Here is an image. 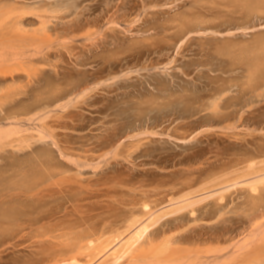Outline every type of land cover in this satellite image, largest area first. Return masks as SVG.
Instances as JSON below:
<instances>
[{
	"label": "rangeland",
	"instance_id": "1",
	"mask_svg": "<svg viewBox=\"0 0 264 264\" xmlns=\"http://www.w3.org/2000/svg\"><path fill=\"white\" fill-rule=\"evenodd\" d=\"M9 1H8L9 4H11V7L13 8H15V5L13 4L15 3L19 4L18 2L23 3L24 7L28 5L26 8L30 6L33 7L35 6L38 9L40 8L39 6L41 7L44 6L45 12L41 14L40 12L41 9L38 12V10L35 11L34 8L31 7L32 10H30L31 8L30 9L25 8L26 10L25 11L23 7H22L23 10L20 9L21 8L20 4L19 6L17 5V7H20L18 8L20 9V12H25V14L26 12L29 13L26 15L27 16L29 15L28 17L30 18V20H32L31 21L32 23L29 22L27 26H29L30 28L31 25H33L32 27L33 29H28V30L40 31L39 28H41L42 33H44L43 32L44 30L45 32L48 30V24H52L51 25L52 29L56 28L55 30H57L58 28L57 25L59 24L61 25V26L59 25V29L61 27L63 28L60 29L61 33L59 31V35L62 34L60 35L62 36V38L61 37L59 39L56 38L55 41H53L54 39L52 38L51 35H53L54 33L58 34V32L52 30L51 26H49L50 30L45 33L49 38L48 42L52 41L51 42L52 44L54 42V45L51 44L52 46L49 43L51 47V49L49 48L50 51L53 49L51 52H56L53 53L54 55L51 52H50L51 55L49 53V55L51 56V57L49 56L51 58V59L49 58V60H51L50 64H48L49 62L41 63L35 58V60L38 62L37 63L36 61H34V58H29V57L25 59L29 61L28 62L29 64L31 63V59H32L33 60L32 63L34 65H32V63L30 64L31 66L28 63L26 64L24 62L21 63V61H23L22 58H21L22 60H19L18 58L17 59L11 58L12 60L13 59L14 60L10 61L11 60L10 59L9 62L8 61L9 55L7 54L8 55L7 58L1 56L5 58L4 60L7 61H4L0 57V59L3 60L2 63L0 61V64L10 65L12 64L11 62H13L12 66H15L16 61L19 60L20 67L18 66L19 65L18 63L16 64L18 67L15 66V68L9 65L7 68L5 66H2L3 68H1L0 65L1 68L0 73L6 71L8 72L10 68H12V71L16 70L15 73H17V68L22 67L23 71L26 69L25 75L27 76L28 74H30V71L28 69V66H30V70L31 68H33L34 70L36 69L39 70L40 68V73H39L40 75L43 74V72H41V69L45 67L44 68L46 71L45 73L47 74L42 76V79L52 80V83H54L53 85L55 84L58 85L57 82H59L60 80L59 82L60 84L58 85V87H60L62 90H65L66 93L69 92L70 90L69 92L70 94L67 93L69 95L68 99L69 97L71 98V102L68 104V106H65V109L64 107L60 108L59 106H57V103H61L62 101L56 102L54 106L52 105L50 107L52 112L49 113L50 116L47 117L45 121L50 122L51 124H55L56 127L58 125L59 127H61L60 125L63 124L62 125L63 127L61 128L57 127L59 128L56 130L57 134L59 135L61 142L64 143L65 141L67 145L69 144L68 146L70 147L72 146V148L74 149L73 150L74 155L72 157L77 159L79 164L83 166V164L85 163L87 164L88 162H90L91 164L95 163L93 165L94 167L97 165L98 168L97 167L94 168L90 164L91 166L89 168L85 166L86 165L85 164L83 168L79 169L80 172L82 171V173L79 172L81 176H77V179L80 180L81 177L83 176L82 177L83 181L82 180L81 181L86 187L91 186L93 189H98L97 187L101 186L100 187L101 191H99V189L96 191L97 192L99 191L98 193H102V194H104V192H106L108 188H110L109 190L111 191L113 189L112 192L109 190L107 192L109 193L111 192L110 195L115 194L116 192L117 193L115 194L116 196L113 195L114 197L112 196L111 199L114 198L119 200L122 198L124 199L126 197L125 194H124L125 197L123 196V193L131 192L128 190V188L129 187L132 188L131 185H135L134 182H136V186H137L139 185V183H141L143 178L145 179L147 178L149 179V181L147 179L146 180L149 183L150 182L153 183L149 185L147 184V181L144 183L147 184L149 188L152 189V187L157 185L156 183L158 181L162 180L161 178L162 176L158 175L160 176L158 177L156 173H164V175H166L165 173H167V175L164 177L169 178V180L171 177V179L174 178L173 180L176 181V179L178 180V178L179 180L180 179L182 180L184 177L186 178L185 174H188L190 171L193 174L189 173L187 177L189 175L195 176L194 174L198 175L200 173V170L204 171L211 168L213 169L214 167H217L215 169H217L218 171L220 170L221 166H225V168L228 169L229 167L228 164L233 160L230 163L231 166L229 167L231 171L232 165L237 164L239 158L243 159V163H242L244 164L243 168H246L249 162L252 161L254 162V160L255 162H259L262 159L264 160V82H263L264 79L263 78L259 77L258 78L259 81L254 82V85L260 84L259 85L260 89L258 91L254 92V90L245 88V91L243 92V103H241L240 105L237 104L238 106L230 105L229 106L230 108H228L227 110H226L227 107L224 108L225 109L224 110L223 109L224 106L222 108L219 106L220 107V108L218 107V109H220L219 112L217 108L213 109L214 108L213 104H211L213 107L208 105L210 102L212 103V101H214L213 96L210 95L211 93H213V91L210 92L211 88L214 89L215 86H220L218 84H224L221 86L230 88L231 91L228 90L230 91L228 95L236 94L235 92V89L237 88L236 84H242L243 82V86L247 85L248 77H249L247 67L250 64V59L252 58V56L256 55L255 53L264 52L263 51L264 50V12H252V14L251 13L246 14L243 11V19L240 20L234 19L231 21V15L229 14V10L231 9H226L225 7L218 5L217 3L219 0L218 1L211 0L213 3L211 1L208 2V0H204L206 1V3L203 0L202 1L204 3L200 2L201 0H145L146 2H143L144 0L143 1L126 0L127 2L129 1L128 4L127 3L122 4V0H18V1L9 0ZM1 2L2 4L0 6L8 5L5 3L6 0L4 1L1 0ZM155 3H158L159 8L156 7L157 8L156 9L155 7H153ZM23 4L21 5L23 6ZM133 4H134L133 9L129 10L130 6ZM208 4L210 5L212 4L213 6L216 4L215 8L219 6V8L218 7L217 8L220 9L221 12L217 9L215 11L212 5H211L212 7L211 9L210 7L208 8L207 6ZM52 6L53 7L55 6L54 7L55 9L60 8V10L58 9L59 10L58 12L60 14L57 12V9L55 14L56 16L58 14L61 15V17H59V20L58 18L56 20V16H55V20L51 19L54 17L53 14L51 18H45L44 19L45 22L43 23H47L46 26L47 30H46V27L43 28L45 24L43 25L40 24L42 23V21L40 22L39 17L38 18L36 17L35 12L36 13L38 12V15L50 16L49 15L50 12H55L53 11ZM220 7H222V9ZM206 8L208 9L209 12L212 13H208ZM49 9H52V11L51 10L46 11ZM61 9H64L62 10L63 12L61 11ZM158 9L161 10V13L159 12L156 15L153 14L154 16L151 15L152 11ZM29 10L33 12L32 16ZM127 11L129 12L127 13ZM204 12H206L207 15L208 14L210 15L206 16V13L204 14ZM114 13L117 16L116 17L117 19H115L116 23L112 22L113 19L112 14ZM196 13H198L199 16H201L202 14L203 15L201 16L203 17L202 19H204L205 18L204 16H206L205 18V20L207 21L206 23L208 22L209 23L208 24L205 23L203 25L204 26L211 25L212 28L208 30H205L204 28H199L190 31L187 33V35H185V37H183L180 40H177L176 39L177 33L180 34L181 31L180 30L181 28L178 27L180 24L178 23H180V21L182 22L186 18L190 21L192 17L197 16V15L195 16ZM63 15H64V20L63 19L60 20V18H63ZM148 15L149 18L147 19L149 20H147L145 23H143L142 20L140 21L142 17L143 18L144 16L148 17ZM50 19L52 21H50ZM36 20H38V22H36ZM53 20L59 24H57ZM34 21L36 22V26ZM53 22L56 23L57 25L55 24L54 26ZM72 22H73L72 25L76 23L75 24L76 26L74 25L75 28L72 27L71 29L70 24ZM93 22H98V26H95ZM111 22L113 23V25ZM134 22L136 24H134ZM63 23H65V25L69 23L70 26L67 24L68 27L70 28V29L67 28L68 32L72 33L73 30V35H75V37L72 34H71L72 35L71 38H69L71 35H68L69 37L65 35L67 29L66 27L63 26L64 25ZM37 24L39 25L37 26ZM81 24H83L82 25L84 27L83 29ZM77 25H79L81 28L80 27L77 28L78 27ZM106 26H109V29ZM103 27L106 29H104ZM76 28L77 30L78 29L81 30L77 31ZM95 28H98L100 31L99 30L97 31L100 33L99 36L96 35L94 36V34H91V37L92 36L94 37V38L92 37L93 38L92 39L90 36H88L89 35L88 33H90L91 31H94L96 33ZM64 30H66L65 33ZM74 30H76L77 32L75 33ZM52 31L54 33L52 34L49 33ZM103 31H105L106 34ZM103 33L105 34V36ZM55 34L54 36L56 37ZM63 34L66 37L65 39H63ZM96 34L98 35V33ZM57 37L59 36L57 35ZM60 40L65 41L66 45L69 47H67L65 43L61 42ZM61 43L62 44L64 43L63 45H65L66 47L63 46ZM226 45H231V46L225 48ZM239 48H243V66L241 64H232L231 62L234 61L235 53L236 54L240 53ZM219 49H224L225 51L231 50L230 54L232 55V58L231 59L224 58V59H228V61L230 60L229 63H227L228 61H225V64L221 63V61L217 57V53L219 52ZM61 52L63 53L65 52V53L63 54ZM25 65H27V67H25ZM49 65L51 68L49 67ZM59 65L60 66L63 65V66L59 67ZM53 66L56 68L54 69ZM222 66L223 69L226 70V72H222L219 70L222 68ZM48 68H49V72L47 70ZM61 68L63 71L61 70ZM34 70H32L33 72L31 71V74L36 76L38 73L36 74ZM23 71L20 72L21 74H23V76H25ZM62 73H64L65 75H62ZM56 74L58 75L60 74L61 76L60 75L57 76ZM39 75H37V77ZM55 75L56 77H58L57 79ZM216 75H220L219 78H214V76ZM30 76L27 77V80L26 77H24L23 79L21 78L23 81L17 82L15 80V82H17V85L13 81V84L15 85H13V87H11L10 85L9 86L10 88L8 87V83L10 82L8 83L5 82V84L4 83L1 84L0 88L5 86V89H3L2 92H1L2 88L0 89V96L6 95V97L10 98V99L7 98L5 99L3 96L2 97L3 100H0L1 106L7 103L6 100L8 101L10 100L9 101L10 103L8 102L10 105L8 104L7 106L6 104L5 106L3 105L4 109L9 108L11 106L20 107L21 105L24 104L26 106L28 105L29 102H30L29 105L33 103L32 101L33 94L35 93V91L37 93V91L41 89V87L38 81L36 82V77H30ZM64 79L65 80L67 79V81H65ZM222 79L225 80L226 84L220 82V80ZM54 80L56 82H54ZM6 84L7 87L9 88V90L7 88L8 90L7 92L5 91ZM33 84L34 85L38 84L39 86L37 85L34 87ZM30 85H32L33 87L30 88ZM245 87H249V86H245ZM33 88L35 89V91H33L34 90ZM83 88L84 89L88 88V90H85V92L88 91L87 93L83 92L85 96L82 94L81 91V89ZM14 89L15 92L18 91L16 93L23 91V95H21L22 98L18 94L17 95L19 97L17 98L15 97L16 95L14 96V94H16L15 92L14 94L13 92H10V91H14ZM25 90H28V94H26L27 91ZM78 92L80 93L78 94ZM8 93H11V95L13 96L9 95ZM24 93L26 95H24ZM13 97L16 98L17 101ZM64 99L66 100V98ZM75 99H77L78 101L76 100L75 102ZM22 100L25 101V103ZM15 101L16 103H14ZM21 102H23V104ZM211 107L213 109L212 111H211ZM35 110L38 109H34V111ZM214 111L215 113H213ZM217 114H219L220 116L219 115H218L219 117L216 116ZM240 115H242L243 117H241ZM3 116L4 113L2 112L1 114L0 112V117ZM25 116L29 117L30 115L28 116L27 114ZM25 116L22 115L21 117L27 118ZM4 117L1 118L0 120H4L5 119ZM226 117H228V119L225 120ZM240 117L243 118V120ZM4 121L7 123H4ZM4 121H3L4 126H7L6 124L10 125L11 121L9 122L7 120ZM235 121L237 123H235ZM23 122L25 121L23 120L21 124H23ZM228 123H232V124L230 125ZM40 124L41 123L37 121H35L34 123L25 122L22 126L23 128L27 126L26 128L29 127L33 129V130L30 129V131L33 132V135H36L37 133L35 132L39 128ZM0 125H2V122L0 123ZM229 125L232 127L227 128V126ZM146 130L150 133H148ZM144 131H146V133H144ZM25 132L22 133H24V135H27L29 133L27 131L28 133L25 134ZM235 133H236V137L240 135L241 139L238 140L240 142L241 141L243 142V146H240L238 143H235L236 140L234 139V136L230 135ZM136 134H139V139H141L142 141L141 140L138 141V136L137 137L135 136L136 139H134L135 138L134 135ZM130 136H133L132 140L129 139ZM136 141L138 142V144ZM32 142L34 143V145ZM131 143H135V144H131ZM140 143L143 145H141ZM145 143L147 144L145 145ZM24 144H27L28 146L32 145L34 147L40 148L38 149L39 151H37L36 149L34 150V152L35 151L42 152L43 149H47L48 151L47 150L44 151H47L48 153L50 152L49 157L51 158L52 164L54 165L56 164L55 167H57V165L59 166V164L60 165L62 164L61 166H66V165L68 166L71 164V161L69 159L63 158V156H61L58 147L54 145L52 141L50 142L49 139L48 140L45 139L43 142V141H39L35 137L28 139V142L23 143V145ZM23 145H18L19 147H21L20 149L17 150L19 151L18 155L15 154L16 151H14V149L16 150V148H18L17 146L14 147L13 151L11 147L7 146L6 153H8L9 151L8 149H11V152L9 151L8 156L10 157L11 154L12 156L11 158H9L10 160L4 158L6 161L2 160L4 161L3 163L1 162V157L2 156L7 157V154L4 152L6 151V147L4 151L2 150V148L0 149V152L1 150L4 152V153L1 152L3 153V155L0 153V166L1 165L3 166L2 168L0 167V171H2L3 169L4 171H6L9 168L8 169L9 172L7 170V173L2 171L4 174L6 173L9 176L10 174H12L11 171H13V170L10 171L11 167L12 169L13 167L14 168L16 167L12 165V162H14V165L16 163L19 164L18 162H16L18 156H19L18 161L19 160L21 161V158L25 160V157L29 155L30 156L28 158H31L33 156V155L31 156V154H28L31 153L32 150H30V147H28L27 145L26 146L24 145L27 149H25L24 147V149L22 150ZM115 150L118 152H116ZM34 152L32 154H34ZM26 153L27 156L25 155ZM38 154L39 153H37L34 156H37ZM13 158L14 161H12ZM104 158L106 159L104 160ZM230 159L232 160L229 161ZM82 160L85 161L82 162ZM101 161L103 162L101 163ZM4 164L8 166L10 164L11 166L9 167L7 166L6 169V165L4 167ZM242 164H240V166ZM226 165L228 167H226ZM71 166L69 167L76 170V167L73 166V164H71ZM234 168L235 165L233 166V169ZM148 169H151L152 172H154V174H151V170H150V174L144 175L146 173H149L146 171ZM197 169L199 172L197 171ZM227 169L225 171H227ZM75 170L72 171L76 172ZM217 170H214V172L215 171L217 172ZM186 171H188V173ZM6 174L4 175L5 177ZM171 174L173 175L171 176ZM181 176L182 178H180ZM164 177L163 180L169 181ZM2 178L4 177L2 176ZM2 178L0 177L1 180H3ZM157 178L159 180H156ZM152 179H154L155 181H152ZM88 180L91 182H89ZM93 180L94 182L96 181L95 184L98 185H99L98 183L99 180H101L102 182L105 180L104 183L105 182L107 183L104 184L100 181V184L102 185L104 184L105 186L107 184L106 186L107 189H105L106 188L105 186L103 188L102 185L99 186L95 185L94 188V186H92L93 184L91 185V183H94ZM138 180L139 182L137 183ZM108 182H110L109 185H111V187L108 185ZM121 183L126 184L123 185L122 187L125 190H123L121 187L120 188L118 187L119 189L115 188L117 184L118 186L122 185ZM87 188H83L82 190H85L83 192H80L81 188L79 189V191H77L78 189H76L78 194L79 192L80 194L82 193V195H86V196H89L91 194L89 198L88 197H86L87 199L84 198L86 200L82 199L83 202H81V204H83L82 209L84 207L83 209L84 211L85 210L87 211V208L90 205H94L96 209V207H98L97 206L98 204L99 205L106 204L108 200H111L110 197L108 198L104 196L106 197L104 198L102 194H101L102 196L99 194L102 198L99 201L98 197L100 196L97 195V192L94 191L92 188L91 191L89 190L90 188L88 189ZM114 188L117 189L118 191L116 190L114 192ZM120 190L123 191V193ZM126 190L128 191L126 192ZM245 190H246L245 187L240 186L237 189H232V191H230L227 194L236 196L238 192L242 191L244 196V193H246ZM84 192H88V194L89 192H92L93 194L90 193L89 195H87V193L85 194ZM94 193H96L95 195L98 196L97 198H91L94 195ZM51 194L52 192L48 194L50 196H46V199L49 197L46 201H45V197L42 199V202L44 204L47 203L45 205H42L43 204L42 202H40L41 203L40 205V203H38L39 202L38 199H36L38 201L37 202L38 205L41 207L48 206V202H49L48 200L52 198ZM56 194H61V193H58V191L57 192L53 191L52 195L55 196V197L53 196V198H55L57 202L58 200L62 201L61 198L57 199L60 196ZM82 195H80L81 198L83 197ZM53 198L50 199L51 204H52V200L54 201ZM94 199L96 200L98 199L97 201L95 200L98 203L96 206L94 204L95 203ZM88 200L90 202L94 201L93 204H90ZM64 201L65 202L67 201L66 198L62 202L63 206L65 205L68 206L67 203L69 202L67 201V203L64 205ZM59 203L60 204H57L56 210L54 207V205L56 206L55 201L53 204L54 208H52L51 204H49L50 206L49 208L48 207L46 208L44 207V208L47 211L48 209L50 211V209L52 208L57 212L59 209L58 207L60 206L62 207V203L61 202ZM114 203L116 204V202ZM246 206H247L246 204L245 205L243 204V208L242 206L238 208L234 206L235 208H231V210L233 209L232 210L233 212L231 211L228 214H226L225 217L226 220L230 219L229 216H231L232 218L235 217L234 219H237L236 217H241L239 215H242L246 219L249 214L254 213L253 210L248 212L247 210L250 207H248L249 205L247 207ZM94 207L91 206L89 207L90 209L88 210H92L91 208L94 209ZM109 207H107V204H106V208L103 207V209H101L102 207L100 208L99 206L98 207L99 211L96 209V212L91 211L90 213L91 215L96 214L95 216H97V213L103 212L101 214L104 215V211L111 212V210L114 209L112 206ZM231 207H233L232 204ZM63 208H61V210L59 209V211H62ZM54 210H52V212H55ZM88 212L86 213L90 214ZM105 214L107 215L108 213L105 212ZM208 218L210 219V221L208 220ZM208 218L207 220L209 221V223L206 222L204 223L206 224L214 223V225L217 226V223L219 225L221 222L220 219L217 218V216L208 217ZM222 222L220 226H222ZM225 222L227 221H224L223 224ZM246 227L249 228V225L247 226V223L242 230L245 231L244 229H246ZM245 234L246 233L243 232V235H240L239 237L243 236V239H246L247 241ZM251 241L252 240L248 241V243L252 244L251 247H253L256 243H258L255 242L253 244V241L252 242ZM221 244H222L221 246H225L228 245L229 243L222 242ZM251 247H249L247 250H249ZM23 249H24V252L22 253L23 255L20 253L21 252L20 250H19L20 252L18 251L19 258L22 257L23 260L25 259L27 260L29 252H30L29 254L30 256L33 254L35 257L34 253L37 252L36 248H34L36 249V251L34 250L35 252H33V250L31 251V249H27L26 251L25 248ZM244 250L245 253H247V250L246 249ZM31 252L33 253L31 254ZM245 253L243 251V262L236 264H249V263L264 264V258H262L264 257L263 253H262L263 254L262 257H260L258 253L256 255H258L259 257H257L256 255L246 256ZM17 254L13 253L15 257L14 256L11 257L9 256V257L10 258L13 257L12 259L17 258L16 257ZM9 257H6L7 259H2L4 261L0 260L1 261L0 264H12V262L10 261L11 259ZM255 257L258 259H256ZM28 260L30 261L31 259ZM258 260L260 262H256ZM230 263H228V261L226 262V264H230ZM233 264L235 263L233 262Z\"/></svg>",
	"mask_w": 264,
	"mask_h": 264
},
{
	"label": "bare ground",
	"instance_id": "2",
	"mask_svg": "<svg viewBox=\"0 0 264 264\" xmlns=\"http://www.w3.org/2000/svg\"><path fill=\"white\" fill-rule=\"evenodd\" d=\"M2 1H4V0H2ZM8 1L6 0L5 3L10 5V6H8V5L0 6L1 7L0 8V57L3 56V57L7 58L9 55L8 61L11 58H14V59L18 58L19 60L23 59V61H21V63L24 62L25 64L29 62L26 60L27 57H29V58H34V61L38 60L41 63L42 62L43 63L49 62L48 64H50V61H51V60H49V58L51 57L50 55H51V53L53 54L56 52H51L53 49L50 51V49H51L50 45L52 44L51 43L52 41L48 42L49 38H48L47 34H45V33L50 30L49 26H51L52 24H48V30H47V27H46L47 23H43V22H45V20H44L45 18H51L53 16V14H54V17L51 19L55 20L56 9L58 12L60 10V8L55 9L54 8L55 6L54 7L52 6L53 11H55V12H50V14H49L50 16L38 15V12L40 11V9H41V11H40L41 14H43L45 12L44 6H42V7L39 6L40 8L37 9L35 6L33 7V6L29 5L30 7L26 8L28 5L27 6L25 5L26 7H24L23 3L18 2L21 6V8H20V7H17V5L19 6V4L15 3L18 1L17 0L15 2H13V3H15V4H13V5H15V8H13V7H11V4H9L10 1L9 2ZM125 1L122 0V4H126V3L128 4L129 1L128 2L127 1L125 2ZM203 1L201 0L200 2L206 3V1H204V2ZM210 1L211 0H208V2H210ZM143 2H146V1L144 0ZM214 3H215V1H214ZM1 4H2V2L0 0V5ZM21 4H23V6ZM217 4L222 6V7H225L226 9H231V10H229V14L231 15V21L234 19L235 20L243 19V11L246 14H250V13L252 14V12H264V0H219ZM143 5H145V4H143ZM211 5L208 4L207 5L208 8L210 7V9H211L213 7L215 9V11H216V9L220 11V9H218L219 6H217L218 8L217 7L215 8L216 4L214 6L212 5V7H211ZM46 6H49V5H46ZM133 6H134V4L130 6L129 10L133 9ZM158 6H159L158 3H155L153 7L159 8ZM22 7L24 10H25V8L30 9L31 7H33L35 11L38 10L37 13L35 12V15L37 18L39 17L40 22L42 21V23H40V24H42V25L45 24L43 28L46 27L47 31L45 32V30H44L43 31L44 33H42L41 28H39L41 32L38 30H28V29H33L32 28L33 25L30 24L31 25L30 28H29V26H27L29 24V22H31L32 20H30V18L28 17L29 15L28 16L26 15V14H29L28 12H26V14H25V12H20V9L23 10ZM202 7H204V6H202ZM222 7H220V8L222 9ZM18 8H20V9H18ZM42 8H43V10H42ZM46 9H48V8H46ZM52 9H49L46 11H50V10L52 11ZM30 10H32V8ZM62 10H64V9H61V11ZM207 11H208V9H207ZM215 11H214V13H215ZM219 11H218V13H219ZM128 12L129 11H127V13ZM159 12L161 13L160 9L154 10L151 12V15H153V14L156 15ZM162 12H164V11H162ZM206 12H204V14ZM208 13H212V12L208 11ZM59 14L56 16V20H57V18L59 20V17H61V15H59ZM32 15H33V12H31V16ZM112 15H113L112 22L116 23L115 19H117L116 18L117 16L115 15V13ZM117 15H118V13H117ZM209 15L210 14L207 15V13H206V16H209ZM195 16L196 17H192L190 19V21L187 18L186 19L183 18L184 20L182 22L181 21H180V23L177 22L178 24H180L178 27L181 28L180 34L177 33V36H176L177 40H180L183 37H185V35H187V33L190 31H193V30H196L199 28H204L205 30L212 28L211 25H207V26L203 25L207 22L205 20L206 16H204L205 17L204 19H202L203 17H201V16H203L202 14H201V16H199L198 13H196ZM147 18H149V15H148V17L147 16H144V18L142 17L140 19V21L142 20V22L145 23L147 20H149ZM51 19H50V21H52ZM61 19L64 20V15H63V18H60V20ZM107 19H110V18H107ZM36 22H38V20H36ZM36 22H35V26H36ZM54 22H56V21H54ZM54 22H53V25L55 26V24L57 22L56 23H54ZM93 23L95 24V26H98V22H93ZM208 23H206V24H208ZM57 24H59V23H57ZM63 24L62 25L64 27H66V29L69 28L68 27L69 23H67L68 25L67 24L65 25V23H63ZM72 24H73V22L70 24L71 29H72V27H74V25L76 23H74V25H72ZM107 24H108V22H107ZM134 24H136V23L134 22ZM38 25L39 24H37V26ZM59 25H57L58 26L57 30L59 29ZM82 25L83 24H81V26ZM112 25H113V23H112ZM77 26H78L77 28L80 27L79 25H77ZM106 27L109 29V26H106ZM77 28H76V30H77ZM83 28L84 27L82 26V29ZM98 28H95L96 29L95 31H96V33H98V35L94 31H91L90 33H88L89 34L88 36L91 37V34H94V36L95 35L99 36L100 32L97 31V30H99ZM51 29H52V26H51ZM55 29L56 28H53L52 30H55ZM60 29L58 31L55 30L56 32H58V34H55L53 31L49 32L51 34L54 33L56 35V37L54 36V34L51 35L52 38L54 39L53 41H55L56 38H58V39L60 37L62 38V36H60L62 34L59 35ZM104 29H106V28H104ZM76 30H74L75 33L78 30L80 31L81 29H78L77 31ZM69 31H71V30H69ZM65 32H66V30H64V33ZM67 32H68V29H67ZM67 32L65 35H67V36L71 35V34L73 35V30H72V33H69V32L67 33ZM103 32L105 33V31H103ZM60 33H61V31H60ZM105 34H104V36H105ZM199 34H200V32H199ZM57 35L59 37H57ZM72 35L70 37L69 36L68 37L71 38ZM73 36L75 37V35H73ZM65 38L66 37L63 34V39H65ZM60 41L65 43V41H63V40H60ZM71 41H69V42H71ZM184 41H185V39H184ZM49 43H50V45H49ZM52 45H54V42ZM65 45H66V43H65ZM65 45H63V46H65ZM230 46L231 45H226L225 48L230 47ZM65 47H63V48H65ZM67 47H69V46H67ZM239 49H240V53L239 54L235 53V55L233 54L234 55V61H231V62H232V64H241L243 66V48H239ZM230 52H231V50L225 51L224 49H219V52L218 53L216 52L217 57L219 58V60L221 61L222 64H225V61H228V59H224V58H230V59L232 58V55L230 54ZM49 53H50V55H49ZM61 53H63V52H61ZM255 54L256 55L252 56V58L250 59V64L247 67V71L249 74L247 85L243 86V82H242V84H236L237 85L236 86L237 88L235 89L236 94L228 95V93L231 91L230 88L225 87V86H221L224 84H218L221 87L215 86L214 89L211 88L210 92L213 91V93H211L210 95L213 96L214 101H212V103L210 102L208 105L212 106L211 104H213L214 105L213 109L217 108V110H219V112H220V109H218L219 106L221 108L224 106L223 109L227 107L226 108V110H227L228 108H230L229 107L230 105L231 106L232 105L238 106L237 104L240 105L241 103H243V92L245 91V88H249L251 90H254V92L258 91L260 89V86H259L260 84L254 85V82L259 81V79H258L259 77L264 79V52H257ZM3 57H1V59L4 60L5 58H3ZM35 58H36V60H35ZM1 59H0V61L2 63L3 60H1ZM13 60L11 59L10 61H13ZM19 60H17L18 62L16 61V64L18 63L19 64L18 66L20 67ZM4 61H7V60H4ZM229 61L227 63H229ZM32 62H33V60L31 59V63ZM11 63L12 64H10V65L9 64H7V65H4V64L1 65L0 64V65H1V68H3L2 66H5L7 68L8 65L9 66L13 65V62H11ZM16 64H15V66L18 67ZM32 65H34V64L32 63ZM35 65H37V64H35ZM15 66H12V67L15 68ZM23 66H24V64H23ZM30 66H28L30 74L27 73L28 74L27 76L25 75L26 69L23 71L22 67L17 68V73H15L16 70L12 71V68H10V70L8 72L5 70L6 72L0 73V86L2 83L5 84V82H7V83L10 82V83H8V87L10 85H11V87H13V85H15V84L17 85L18 81H23L22 79L24 77H26V80H27V77L32 75L31 71L34 70L33 68H31V70H30ZM62 66L59 65V67H62ZM25 67H27V65H25ZM49 67H50V65H49ZM44 68L45 67H43V69H41V72H43V74H40V75H39L40 68H39V70L38 69L34 70L36 74L38 73L37 74V75H39L38 77L35 73L34 74L36 76H34V75L30 76V77H36V82L38 81V83L41 87V89H39L37 91V93H36L35 89L33 88L34 89L33 91H35V93L33 94V97H32V101H33V103L31 102L32 104L29 105V103H30L29 102L28 105H26V106H25V104L21 105L23 107L11 106V107L5 108V109L3 107L5 106V104H6V106H7V104L10 105L9 104L10 100L9 101L6 100L7 103L3 104L4 106L3 105L1 106V104H0V108H3V109H0V112H1V114H2V112L4 113V116H5V117L3 116L5 118L4 120H7L8 122L11 121L10 125L6 124L7 126H4V124H3L4 120H0L2 122V125H0V149L2 148V150L4 151L5 147H6V151H4L6 153L7 152V146L11 147L12 151H13L14 147L17 146L18 148H16V150L14 149V151H16L15 154L18 155L19 151H17V150L21 148L18 145H23V143L28 142V139L36 137L39 141H43V142L45 139L46 140L49 139L50 142L52 141V143L58 147L61 156H63V158H67L71 161V164H73V166L76 167V170L71 168L72 167L71 164L68 166L67 165L61 166L62 164L61 165L59 164V166L57 165V167H55L56 164L55 165L52 164L51 158L49 157L50 152L48 153L47 149H43V151L40 150L42 152H37V151H39L38 149H40V148L34 147L32 145L28 146L27 144H24V145L25 146L27 145L28 147H30V150H32L31 153H28V154H31V156L33 155L31 158H28L30 155L27 156V153H26L25 155L27 157H25V160L23 158H21V161L19 160L20 161L19 162L18 161L19 156H18V159L16 157L17 160L16 159L15 160L19 164L16 163L14 165V162H12V165L16 166L17 168L15 167L16 168L15 169L13 167V169H12V167H11L10 171L11 170H13V171H11L12 174H10L11 172L8 173V174H10L9 176L6 174L7 170L9 169V168L7 169L8 165L4 164V167L6 165L7 170L5 169L6 171H4V169H3L2 171L6 172L5 173L6 177L4 176L5 174L2 171H0V177L1 178H2V176L4 177V178H2L3 180L0 179L1 180L0 181L1 182L0 183V260L7 259L6 257H9V256L15 257V255H13V253L17 254L19 250L21 251V252L20 251L19 252L22 254L24 252L23 248H25V251L27 249H31V251L33 250V252H35L37 249V252L34 253L35 257L32 254L33 252H31V254L33 256L32 255L30 256L29 255L30 252H29L27 260L28 259H31V260L30 261L28 260V262H27L26 259L25 260L22 259L21 255H20L21 258H19V253H18L17 254L18 256L16 255L17 258L12 259L13 257L12 258L9 257L11 259L10 261L12 262V264H226L227 261H228V263H230L232 261L230 264H233V262L236 264V263L243 262V251L245 253L244 249L247 250L252 245L251 243H248V241H250V240L253 241V244L255 242H258V243H256L253 247H251L249 250H247V253H245L246 256H248V255L254 256L258 253V255L260 257H262V255L264 254V160L263 159L259 162H255V160H254V162L253 161L249 162V164L246 166V168H243V165H244V164H242L243 159L239 158V160L237 161V164H234L235 165L234 169H233L234 165H232L231 171H230L229 167L231 166L230 163L233 160L230 159L229 161H231V160L232 161L228 164L229 167L226 165V167H228V169L225 168V166H221L219 171L217 169H215L217 167H214L213 169L211 168L208 170H204V169H206V168H204L203 169L204 171L200 170V173L198 175L194 174L195 176L192 175L193 177L190 175L187 177V175L189 173L193 174L189 170L190 171L189 173H188V171H186L188 173V174H185L186 178L184 177L182 180L180 179L181 181L179 180L178 176H177V178L179 181L177 179H176V181H174L173 180L174 178L171 179V177H170V180H169V178L164 177L167 175V173H165L166 175H164V173H156L157 176L158 175L162 176L161 177L162 180L158 181L156 183L157 185L152 187V189L149 188L148 185L153 184V183L152 182L149 183L148 182L149 179L146 178L148 180L147 181L145 178H143V180L141 181V183H139V185L136 186V182H134L135 185H131L132 188H130V187L128 188V190L131 192H127L128 190H126L127 193H123V191L120 190L123 193V196L125 197V195H126V197L124 199L122 198L119 200L114 199V198L111 199L113 195L117 194L115 192L117 189H115V188H118V187L122 188L123 185H126V184L121 183L122 185H119V186L117 184L116 187L114 188L115 194L110 195V193L113 191V189H112V191L109 190L110 188L107 189V187H106L107 184H106V186L104 185L107 182L104 183L105 180L103 182L101 180H99L98 181L99 185H102V184H100V181H101L102 183H104L102 185V187L104 188V186H105L106 187L105 189H107L106 192H104V194L98 193L99 191H101L100 190L101 186L100 187L96 186L99 189L98 192L96 191L98 189H93L91 186L90 187L94 191L97 192L98 196H100L102 194L103 197L104 196H106L108 198L110 197L111 200H108V202H106V201L105 202L107 204V207L112 206L114 209H112V207H111V209H112L111 212L104 211V215L101 214L103 212L97 213V216H95L96 214L91 215L90 212L91 211L96 212V209L98 210L99 206H100V208L102 207L101 209H103V207L106 208V204L99 205L96 202L98 199H99V201L102 199L101 198L102 195L100 197H98L97 195H95L96 193H94V195L91 198H97L98 197L97 200L94 199V201L96 200L94 204H95V206L98 204L97 205L98 207H96V209H95L94 205H90L89 207L92 206V207H94V209L91 208L92 210H88V209H90L88 207L87 211L86 210L84 211L83 210L84 207L82 209L83 204H81V202H83V200H86L87 199L86 197L89 198L91 196L90 193H92V192H89L90 195L88 194V192H84L85 194L87 193V195H89V196L82 195V193L80 194V192L85 191L82 189L87 188L88 186L86 187L82 183V181H83L82 177L83 176L81 177L80 180L77 179V176H81L80 173H82V171L80 172L79 169L83 168L86 163L83 164V166L81 164H79L77 159L72 157L74 155V152H73L74 149L72 148V146L71 147L68 146L69 144L67 145L65 141H64V143L61 142L59 135L57 134L56 130L63 127L62 126L63 124L60 125L61 127H59V125H58L57 127H59V128H57L55 124H51L50 122L45 121L47 119V117L50 116L49 113L52 112L50 107L52 105L54 106V104L56 102L62 101L61 103H57V106H59L60 108L64 107V109H65V106H68V104L71 102V98L69 97V99H68L69 95L67 93H69L70 90H69V92L66 93L65 90H62L60 87H58V85L60 84L59 83L60 80H59V82H57L58 85L55 84L56 85L55 86V85H53L54 83H52V80L42 79V76L47 74V73H45L46 71ZM55 68L56 67H54V69ZM18 69H19V71H18ZM28 69H27V71H28ZM58 69H60V68H58ZM47 70L49 72V68ZM61 70H62V68H61ZM219 70L222 72H226V70L223 69V66ZM20 71H23L25 76H23V74H21ZM56 75L59 76L60 74L59 75L56 74ZM56 75H55V77H56ZM62 75H65V74L62 73ZM48 76H49V74H48ZM219 76L220 75H216V76H214V78H219ZM57 78L58 77H56V79ZM8 80H11L12 84H11V81H8ZM15 80L17 82H15ZM32 80H34V79H32ZM13 81L15 84H13ZM65 81H67V79ZM24 82H25V79H24ZM30 82H33V81H30ZM54 82H56V81L54 80ZM220 82L225 83V80L222 79V80H220ZM34 84H33L34 87L38 85V84H36V85H34ZM65 84H66V82H65ZM33 86L30 85V88ZM91 86H93V85H91ZM245 86H249V87H245ZM8 87L6 84V90H5L6 92L10 88V87L9 88ZM63 87H65V86H63ZM1 88H2V90H1V92H2L3 89H5V86L1 87ZM7 88H8V90H7ZM83 89H81V91H82V94L85 96V94L83 92H85V90H88V88H85L84 90ZM228 90H230V91H228ZM25 91H27L26 94H28V90H25ZM10 92H13V94H14L15 89H14V91H10ZM16 92H18V91H16ZM87 92H85V93H87ZM79 93L80 92H78V94ZM8 94L11 95V93H8ZM17 94L21 97V95H23V91L14 94V96L16 95L15 97L18 98L19 96ZM26 94L24 93V95H26ZM3 96H0V100H3L2 99ZM11 96H13V95H11ZM4 98L10 99L9 97H6V95L4 96ZM64 98H66V100L67 99L68 100L66 101ZM213 98H212V100H213ZM14 99L16 100V98H14ZM77 99H75V102ZM171 99H172V97H171ZM23 100H25V99H23ZM63 100H65V101H63ZM16 101L14 103H16ZM23 102L25 103V101H23ZM23 102H21V103L23 104ZM212 107H211V111L213 110ZM34 109H38V110L34 111ZM66 110H67V107H66ZM213 113H215V111ZM27 114H28V116L29 115L30 116L29 117L25 116ZM219 114H217L216 116H218ZM221 114H223V113H221ZM22 115H24L27 118H24V117L22 118L21 117ZM240 116L243 117L242 115H240ZM3 117H0V119ZM226 119H228V117H226L225 120ZM241 119L243 120V118H241ZM21 120L22 121L24 120L25 122H29V123H31V122L34 123L35 121L41 123L39 128L36 130V132L34 131L37 134L33 135V132L30 131L31 128H29V127L26 128L27 127V126H25L26 124L24 125L25 128H23L22 125L25 122H23V124H21L22 123ZM239 121H241V120H239ZM4 123H7V122L4 121ZM235 123H237V122L235 121ZM228 124L231 125L232 123H228ZM241 124H242V122H241ZM230 125L227 126V128L232 127ZM31 130H33V129H31ZM146 131H144V133H146ZM22 132H25V134H27V133L28 134L24 135V133H22ZM148 133H150V132H148ZM139 134L134 135V137L138 136V141L141 140V139H139ZM147 134H145V135H147ZM230 135L234 136V139L236 140L235 143H238L240 146H243V142L242 141L240 142L238 140V139H241L240 135L238 137H236V133L230 134ZM136 137L134 139H136ZM132 138H133V136H130L129 139L132 140ZM242 140H243V137H242ZM110 141H111V139H110ZM99 144H101V143H99ZM122 144H124V143H122ZM122 144H120V145H122ZM131 144H135V143H131ZM137 144H138V142H137ZM146 144L147 143H145V145ZM24 145H23L22 150L25 147ZM33 145H34V143H33ZM141 145H143V144H141ZM11 149H8V150L11 152ZM25 149H27V148L25 147ZM36 149H37V151L34 152V150H36ZM2 150H1V152H3ZM44 150H47V151H44ZM9 151H8V153H6L7 157L6 156L1 157L2 163L4 161H6L4 158L10 160L9 158H11L12 154L9 157L8 156ZM33 152H34V154H32ZM116 152H118V151H116ZM3 153H1V154L3 155ZM37 153H39V154L37 156H34ZM13 156H15V155H13ZM99 156H101V155H99ZM33 157H35V158H33ZM14 158L12 161H14ZM105 159L106 158H104V160ZM236 159H235V161H236ZM2 160H4V161H2ZM22 160H23V162H22ZM85 160H82V162ZM82 162H80V163H82ZM97 162H100V161H97ZM97 162H96V164H97ZM102 162L103 161H101V163ZM87 164L85 166L90 168V166L91 165L93 166L95 163L91 164L90 162H88ZM226 164H227V161H226ZM240 164H242V165L240 166ZM224 165H225V163H224ZM236 165H237V168H236ZM9 166H11V165L9 164ZM69 166H71V167H69ZM0 167L2 168L3 166L1 165ZM96 167H97V165L94 168H96ZM223 168H225V169H223ZM226 169H227V171H225ZM72 170H75L76 172H74ZM148 170H146V171L149 173H146L144 175L150 174L151 169H148ZM154 170H157V169H154ZM161 170H164V169H161ZM214 170H217V172L216 171L214 172ZM197 171H198V169H197ZM211 171H213V172H211ZM8 172H9V170H8ZM151 174H154V172H152V170H151ZM172 175L173 174H171V176ZM160 176H158V177H160ZM163 177L168 179L169 181L163 180ZM180 178H182V176ZM154 179H152V181H155ZM156 180H159V179L157 178ZM146 181H147L148 185L144 184ZM89 182H91V181H89ZM93 182H94V180H93ZM95 182L91 183V185L93 184L92 186H94V188H95V185H98V184H95ZM138 182H139V180L137 181V183ZM109 183L110 182H108V185H109ZM109 186L111 187V185H109ZM128 186H130V185H128ZM240 186L246 188V190H245L246 193H244V196H243L242 191L238 192L236 196L227 194L230 191H232V189H237ZM90 187H88V188H90ZM91 188L89 189L90 191H91ZM76 189H78L77 191H79V189H80L79 194L76 191ZM108 190L111 192L110 193L107 192ZM123 190H125V189H123ZM53 191H56V192L58 191V193H61V194H56L60 197H58V196H56V197H58L57 199L61 198L62 201L58 200V202H57V200L55 198H53V196L55 195V194L52 195ZM51 192H52L51 196L54 199L55 204H56V206L54 205L55 210L57 209L56 208L57 204H60L59 202L62 203L65 198L70 204L67 203V201L66 202L64 201V205L67 203L68 206H66V205L63 206V203H62V207L61 206L60 207L61 208L65 207V208H63L62 211H59V209L61 210V208L58 207L59 212L58 211L56 212L54 209H52V208H54L53 207L54 201L52 200V204L50 202V199H52V198H50L48 200L50 203L47 201L48 206H42L43 208L41 206H39L38 203L42 202V199L44 197H45V201H46L49 198L48 197L46 199V196H50L48 194ZM71 192H72V194H71ZM61 195H62V197H61ZM80 195H82L83 197L81 198ZM123 196H121V197H123ZM231 196H233V197H231ZM106 197H104V198H106ZM84 198H86V199H84ZM36 199H38L39 202ZM91 200H93V199H91ZM88 201H86V202H88ZM94 201H92V202L89 201V203L93 204ZM114 202H116L117 205ZM102 203H104V202H102ZM45 204H47V203H45ZM45 204L43 203L42 205H45ZM49 204L52 205V208L50 209V211L48 209L50 207ZM231 204L233 207H231ZM243 204L244 205L246 204L247 206L249 205L248 207H250V208L247 211L249 212V211L253 210L254 213H252V212H251L252 214L248 213L249 215L247 216L246 219L242 215H239L241 217H236L237 219H234L235 217L232 218L231 216H229L230 219L226 220V218H225L226 214H228L229 212H231L233 210V209L231 210V208H235V207L238 208L241 206L243 208ZM40 205H41V203H40ZM87 205H88V203H87ZM102 205H104V206H102ZM44 207L45 208L48 207L47 208L48 211L45 210ZM52 210H54L55 212H52ZM109 211H110V209H109ZM241 211H243V210H241ZM86 212H88L90 214H87ZM105 212L108 214L106 215ZM216 216L218 219H220L221 222L227 221V222H225L226 224L225 223L223 224V222H222V226H220L221 222L219 225L217 223V226L214 225V223L213 224H206V223H209V221H210V219L208 217H216ZM207 218L209 221L207 220ZM211 219H214V218H211ZM221 219H223V220H221ZM204 222H206V223H204ZM218 222H219V220H218ZM243 223H244V225H243ZM246 223H247V226L249 225V228L246 227V229H244L245 231H243L242 229L244 226H246ZM243 232L246 233L245 236L247 238V241H246V239H243V236L239 237L240 235H243ZM222 242H228L229 244L225 245V246H221ZM20 247H22V248H20ZM16 248H18V249H16ZM34 248H36V249H34ZM26 255H25V257H26ZM258 255H256V256L259 257ZM246 256H244V257H246ZM262 258H264V257H262ZM256 259H258V258H256ZM2 261H4V260H2ZM256 262H260V261L258 260ZM7 263H9V262H7Z\"/></svg>",
	"mask_w": 264,
	"mask_h": 264
}]
</instances>
